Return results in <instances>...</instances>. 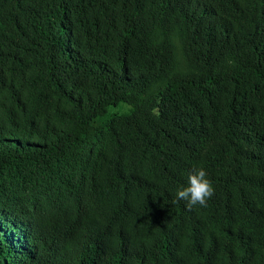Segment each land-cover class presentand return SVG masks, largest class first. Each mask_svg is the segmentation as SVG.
<instances>
[{"label": "trees", "instance_id": "trees-1", "mask_svg": "<svg viewBox=\"0 0 264 264\" xmlns=\"http://www.w3.org/2000/svg\"><path fill=\"white\" fill-rule=\"evenodd\" d=\"M0 264H264V0H0Z\"/></svg>", "mask_w": 264, "mask_h": 264}, {"label": "clouds", "instance_id": "clouds-1", "mask_svg": "<svg viewBox=\"0 0 264 264\" xmlns=\"http://www.w3.org/2000/svg\"><path fill=\"white\" fill-rule=\"evenodd\" d=\"M215 188L204 167H194L187 176V185L176 192L177 200L186 201V206L207 207L209 199L214 195Z\"/></svg>", "mask_w": 264, "mask_h": 264}, {"label": "bare ground", "instance_id": "bare-ground-1", "mask_svg": "<svg viewBox=\"0 0 264 264\" xmlns=\"http://www.w3.org/2000/svg\"><path fill=\"white\" fill-rule=\"evenodd\" d=\"M63 36V35H62Z\"/></svg>", "mask_w": 264, "mask_h": 264}]
</instances>
